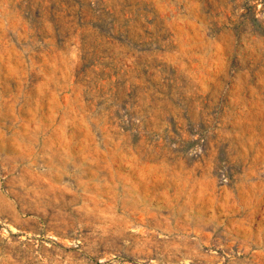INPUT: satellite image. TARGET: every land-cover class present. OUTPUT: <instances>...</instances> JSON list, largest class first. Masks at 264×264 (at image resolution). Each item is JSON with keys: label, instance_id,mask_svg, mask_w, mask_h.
<instances>
[{"label": "rangeland", "instance_id": "1", "mask_svg": "<svg viewBox=\"0 0 264 264\" xmlns=\"http://www.w3.org/2000/svg\"><path fill=\"white\" fill-rule=\"evenodd\" d=\"M0 264H264V0H0Z\"/></svg>", "mask_w": 264, "mask_h": 264}]
</instances>
